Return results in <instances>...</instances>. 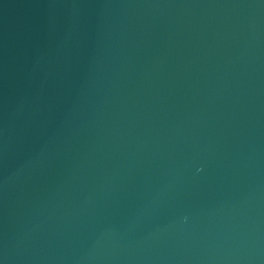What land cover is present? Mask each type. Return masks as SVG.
Segmentation results:
<instances>
[{
  "label": "water",
  "instance_id": "95a60500",
  "mask_svg": "<svg viewBox=\"0 0 264 264\" xmlns=\"http://www.w3.org/2000/svg\"><path fill=\"white\" fill-rule=\"evenodd\" d=\"M0 264H264V0H0Z\"/></svg>",
  "mask_w": 264,
  "mask_h": 264
}]
</instances>
